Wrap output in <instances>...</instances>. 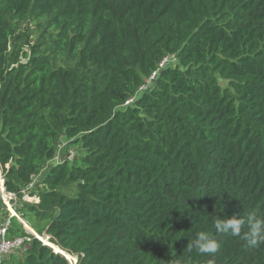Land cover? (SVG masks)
<instances>
[{
    "label": "trees",
    "instance_id": "obj_1",
    "mask_svg": "<svg viewBox=\"0 0 264 264\" xmlns=\"http://www.w3.org/2000/svg\"><path fill=\"white\" fill-rule=\"evenodd\" d=\"M0 170L4 264H264V0H0Z\"/></svg>",
    "mask_w": 264,
    "mask_h": 264
},
{
    "label": "clouds",
    "instance_id": "obj_2",
    "mask_svg": "<svg viewBox=\"0 0 264 264\" xmlns=\"http://www.w3.org/2000/svg\"><path fill=\"white\" fill-rule=\"evenodd\" d=\"M215 229L218 233L231 234L234 237H239L244 231L248 246L255 248L264 244V219L258 218L255 214H249L246 217L233 215L231 218L217 220ZM221 245L216 237L206 231H200L194 239H189L186 250L190 253L193 249L200 254L215 255L220 251ZM174 264H184V261L179 257ZM209 264H213L212 261Z\"/></svg>",
    "mask_w": 264,
    "mask_h": 264
},
{
    "label": "built area",
    "instance_id": "obj_3",
    "mask_svg": "<svg viewBox=\"0 0 264 264\" xmlns=\"http://www.w3.org/2000/svg\"><path fill=\"white\" fill-rule=\"evenodd\" d=\"M168 59H166L162 67L168 63ZM34 187V184L30 185V189ZM0 199L5 205V209L7 210V215L2 221L0 226V264H4L7 258L11 255L19 252L25 242L23 238L9 239L8 233L11 226V219L16 217L20 220V216L17 214L15 210V204L17 203V197L15 194L8 193L5 187V181L3 179L2 174L0 175Z\"/></svg>",
    "mask_w": 264,
    "mask_h": 264
},
{
    "label": "rangeland",
    "instance_id": "obj_4",
    "mask_svg": "<svg viewBox=\"0 0 264 264\" xmlns=\"http://www.w3.org/2000/svg\"><path fill=\"white\" fill-rule=\"evenodd\" d=\"M221 85H222V87H226L227 86V83H225V82H223V81H221ZM76 153H77V149L76 148H68V146L66 145V142H63V143H60L59 144V146H58V154H57V158L55 159V161H54V163L53 164H57L58 162H60V161H62L63 159H66L67 157H70V159L73 157V156H75L76 155ZM40 180H41V178L40 177H37L36 178V180H35V182H34V184L36 183H39L40 182ZM33 197H29L28 195L27 196H25V200H27L28 202H33V201H35V198H33ZM3 203V202H2ZM4 205V204H3ZM5 206V205H4ZM6 210V209H5ZM6 212H7V210H6ZM9 213V212H8ZM2 215H4V214H2ZM0 216H1V213H0ZM2 218H3V216H2ZM1 224H2V222L0 223V226H1ZM28 228V227H27ZM43 240V239H42ZM44 241V240H43ZM47 243H48V240L46 239L45 240ZM73 258V257H72ZM70 264H77V259H75L74 258V260L72 259V261H71V259H70Z\"/></svg>",
    "mask_w": 264,
    "mask_h": 264
},
{
    "label": "water",
    "instance_id": "obj_5",
    "mask_svg": "<svg viewBox=\"0 0 264 264\" xmlns=\"http://www.w3.org/2000/svg\"><path fill=\"white\" fill-rule=\"evenodd\" d=\"M47 245H49V243L47 244ZM50 247H52V248H54L53 246H51V245H49ZM54 250H55V248H54ZM56 251V250H55ZM57 252V251H56ZM58 253H62L68 260H69V258L59 249V251H58Z\"/></svg>",
    "mask_w": 264,
    "mask_h": 264
},
{
    "label": "crops",
    "instance_id": "obj_6",
    "mask_svg": "<svg viewBox=\"0 0 264 264\" xmlns=\"http://www.w3.org/2000/svg\"><path fill=\"white\" fill-rule=\"evenodd\" d=\"M0 171H1V170H0ZM1 174H2V173H1ZM32 199H33V198H32ZM37 201H38V200L35 198V201H33V202H37ZM20 221H22L21 218H20ZM22 222H23V221H22ZM23 223H24V222H23Z\"/></svg>",
    "mask_w": 264,
    "mask_h": 264
},
{
    "label": "bare ground",
    "instance_id": "obj_7",
    "mask_svg": "<svg viewBox=\"0 0 264 264\" xmlns=\"http://www.w3.org/2000/svg\"><path fill=\"white\" fill-rule=\"evenodd\" d=\"M59 249V248H58Z\"/></svg>",
    "mask_w": 264,
    "mask_h": 264
}]
</instances>
